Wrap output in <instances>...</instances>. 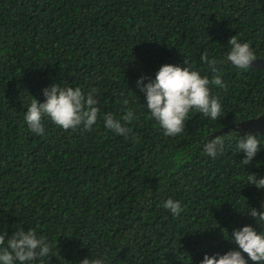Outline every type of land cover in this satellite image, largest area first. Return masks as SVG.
Listing matches in <instances>:
<instances>
[{"label": "trees", "instance_id": "trees-1", "mask_svg": "<svg viewBox=\"0 0 264 264\" xmlns=\"http://www.w3.org/2000/svg\"><path fill=\"white\" fill-rule=\"evenodd\" d=\"M234 35L264 56V0H0V233L44 236L52 250L36 264H199L236 248L234 228L264 232L246 215L264 208V190L246 184L248 174L264 176V131L238 127L264 111V67L226 60ZM163 64L219 74L225 88L210 90L221 117L193 111L181 133L163 135L137 87ZM53 84L94 90L91 130L45 118L43 135L30 132V100L43 102ZM128 109L135 115L125 122ZM105 113L127 137L104 126ZM230 131L257 136L250 164L240 163L237 138L215 158L203 150ZM169 198L180 202L178 217L163 207Z\"/></svg>", "mask_w": 264, "mask_h": 264}, {"label": "clouds", "instance_id": "clouds-1", "mask_svg": "<svg viewBox=\"0 0 264 264\" xmlns=\"http://www.w3.org/2000/svg\"><path fill=\"white\" fill-rule=\"evenodd\" d=\"M230 46L226 53V60L239 69L252 68V62L257 60L250 44L241 42L237 36H231L227 42ZM201 60L209 65L213 72L216 71V60L210 59L207 52L201 55ZM185 63V62H184ZM147 80V83L144 81ZM210 85L225 88L219 74L210 80L202 77L198 71L185 66L172 64L161 65L155 73V78L141 76L137 80L138 89L144 93L146 108L150 118L154 119L162 129L165 136H176L185 128L190 112H197L212 120L221 117L222 106L218 97L212 95ZM44 101L40 102L32 97L24 114V122L30 132L43 135L45 132L43 121L48 118L62 130L76 131L77 129L91 130L95 125L100 109L98 101L94 98V90L85 94L79 86H61L53 84L42 90ZM127 101L124 104L127 105ZM131 109L122 119L125 122L134 118ZM104 126L118 135L128 136V129L120 120L114 118L112 113L103 116ZM238 134L230 131L227 134L215 135L203 145L207 155L215 158L223 150L225 140L237 138ZM238 152H244L240 163L248 165L253 161L260 150L261 143L252 133L237 138ZM246 184L254 185L257 190H264V176L255 173L247 175ZM163 207L174 216H179L182 208L179 201L169 198L163 202ZM255 224L264 225V208L259 210L248 206L246 213ZM229 241L236 248L224 254L215 253L211 256L205 254L199 264H264V232L246 224L234 228ZM52 245L47 239L38 236L34 229L23 230L17 228L11 235L0 233V264H36L48 257ZM248 259H245V255ZM79 264H104L103 258L85 257Z\"/></svg>", "mask_w": 264, "mask_h": 264}, {"label": "water", "instance_id": "water-1", "mask_svg": "<svg viewBox=\"0 0 264 264\" xmlns=\"http://www.w3.org/2000/svg\"><path fill=\"white\" fill-rule=\"evenodd\" d=\"M256 58L257 60L253 61L252 65L264 67V56ZM240 123H242L244 128H248L250 131H264V111L254 117L243 119Z\"/></svg>", "mask_w": 264, "mask_h": 264}, {"label": "rangeland", "instance_id": "rangeland-1", "mask_svg": "<svg viewBox=\"0 0 264 264\" xmlns=\"http://www.w3.org/2000/svg\"><path fill=\"white\" fill-rule=\"evenodd\" d=\"M238 127H239L240 129L242 128V129H247V130H249L248 128H244L243 125H242V123H240V121L238 122Z\"/></svg>", "mask_w": 264, "mask_h": 264}]
</instances>
